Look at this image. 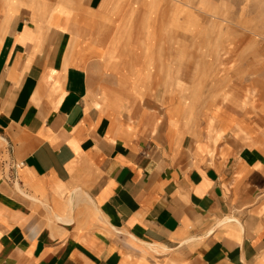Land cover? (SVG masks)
I'll use <instances>...</instances> for the list:
<instances>
[{"label": "crops", "instance_id": "obj_1", "mask_svg": "<svg viewBox=\"0 0 264 264\" xmlns=\"http://www.w3.org/2000/svg\"><path fill=\"white\" fill-rule=\"evenodd\" d=\"M135 1L0 0V264H264V139L141 102Z\"/></svg>", "mask_w": 264, "mask_h": 264}, {"label": "rangeland", "instance_id": "obj_2", "mask_svg": "<svg viewBox=\"0 0 264 264\" xmlns=\"http://www.w3.org/2000/svg\"><path fill=\"white\" fill-rule=\"evenodd\" d=\"M148 1L143 30L141 5L125 26L130 44L144 41L141 102L207 141L227 130L263 140L264 0Z\"/></svg>", "mask_w": 264, "mask_h": 264}]
</instances>
